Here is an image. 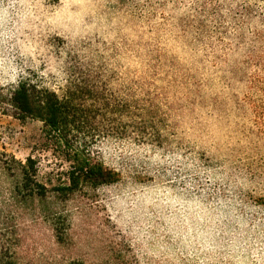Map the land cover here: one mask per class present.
Segmentation results:
<instances>
[{
  "label": "rangeland",
  "instance_id": "obj_1",
  "mask_svg": "<svg viewBox=\"0 0 264 264\" xmlns=\"http://www.w3.org/2000/svg\"><path fill=\"white\" fill-rule=\"evenodd\" d=\"M263 35L264 0H0L4 95L77 81L146 111L92 147L117 181L66 193L43 123L0 107V264H264Z\"/></svg>",
  "mask_w": 264,
  "mask_h": 264
},
{
  "label": "trees",
  "instance_id": "obj_2",
  "mask_svg": "<svg viewBox=\"0 0 264 264\" xmlns=\"http://www.w3.org/2000/svg\"><path fill=\"white\" fill-rule=\"evenodd\" d=\"M259 38L264 43V35ZM256 58L264 71V56ZM254 82L256 88L264 91V76H257ZM89 87L85 89L77 81H70L59 93L46 87L41 79L22 78L7 95L0 88V107H12L22 120L42 122L47 146L70 164L68 183L56 191L74 193L84 185L115 183L117 174L93 157L92 147L102 137H125L130 129L139 130L145 124L146 111L138 103L120 99L105 89L100 93L94 84ZM22 175L26 188L35 185L34 193L46 196L47 188L37 182L34 167L24 166Z\"/></svg>",
  "mask_w": 264,
  "mask_h": 264
}]
</instances>
